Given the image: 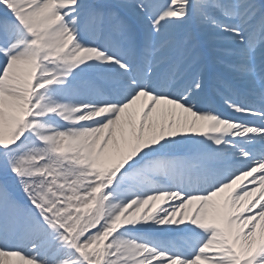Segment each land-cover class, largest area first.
<instances>
[{
  "label": "snow or ice",
  "instance_id": "snow-or-ice-1",
  "mask_svg": "<svg viewBox=\"0 0 264 264\" xmlns=\"http://www.w3.org/2000/svg\"><path fill=\"white\" fill-rule=\"evenodd\" d=\"M0 264H264V0H0Z\"/></svg>",
  "mask_w": 264,
  "mask_h": 264
}]
</instances>
